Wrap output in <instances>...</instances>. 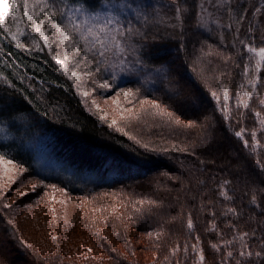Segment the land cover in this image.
<instances>
[{"label":"trees","instance_id":"1","mask_svg":"<svg viewBox=\"0 0 264 264\" xmlns=\"http://www.w3.org/2000/svg\"><path fill=\"white\" fill-rule=\"evenodd\" d=\"M139 1L96 0L95 8L89 10V15L114 17L115 27L124 29L125 36L117 38L126 59L119 56L111 61L107 52L100 56L98 46L88 51L89 45L83 40L79 46L84 51L76 54L80 71L87 77V89L97 96L105 98L127 91L130 98L125 99L126 105L153 103L145 115L130 116L122 127L93 109V100L84 97L75 78L52 59L55 50L63 54L64 48L52 39L47 10L38 13L37 18L43 20L41 29L52 43L51 51L30 26L22 0H8L10 10L4 25L16 40L0 27V116L4 118L0 123L4 129L0 131V156L21 166L28 186L35 185L34 189L46 196L66 192L83 205L101 197H119L113 203L104 202L103 213L97 210L87 217L90 223L99 222L89 225L90 233L110 257L121 252L105 235L106 228L112 230L115 238L127 242L128 245L123 244L132 255L133 231L140 237L148 233L161 236L160 227L168 226L185 232L183 241L201 240L209 255L207 264H235V259H239L238 245L231 248L235 257L231 261L225 255L229 249L215 251L212 245L222 244L238 233L255 232V238H248L249 245L253 251L264 252L259 245L264 237V170L256 163L259 160L264 165V124L254 116L260 112L264 118V105L260 103L264 87L258 85L250 100L244 95L250 90L249 78L259 76L264 83V68L255 69V58L246 59L250 54L239 42L264 46L259 38L264 32V0H233L235 11L231 17L206 0ZM55 3L57 8L76 6L72 0ZM201 4L213 11V21L207 26ZM177 6L185 9L179 20ZM13 15L18 16L17 21H13ZM59 20L57 12L51 22ZM22 24L25 28L18 31ZM250 26L254 41L248 39ZM129 27L133 29L130 34ZM17 41L21 46H17ZM82 56L86 59H80ZM118 62L125 65L118 66ZM245 72L247 75L242 74ZM105 83L110 86L102 87ZM222 84L227 86V102ZM212 91L219 100L211 96ZM240 101H247L249 108L238 106ZM236 132H243V139ZM243 140H248L247 148ZM37 150L48 163L46 170L35 158ZM222 152L229 153L235 162H216L213 155ZM157 176L187 189L180 214L165 224L160 219L168 215L170 205L154 202L155 194L145 197L136 192V185ZM3 191L0 188L1 194ZM223 193L233 199H226ZM4 206L0 196V224L6 236L2 237L1 247L11 254L14 263L21 260L24 264H50L53 259L51 264H81L69 255L53 258L29 249L17 230L16 219ZM117 206L123 212L115 218L123 223L116 225L109 218L115 216L111 210ZM232 208L238 217L229 211ZM189 219L193 231L187 227ZM124 223L127 227H123ZM50 225L55 227L53 221ZM56 239L60 242L63 235ZM101 239L105 243L103 249L98 244ZM177 262L174 259L161 264ZM244 264L262 262L253 259Z\"/></svg>","mask_w":264,"mask_h":264},{"label":"rangeland","instance_id":"2","mask_svg":"<svg viewBox=\"0 0 264 264\" xmlns=\"http://www.w3.org/2000/svg\"><path fill=\"white\" fill-rule=\"evenodd\" d=\"M143 2L144 0L139 1L141 4ZM209 8L210 7L206 8L207 11L203 15L205 26L211 24L213 21L211 14L213 11H210ZM9 10L8 0H0V15H3L4 20L7 19ZM99 16V20L89 21V23L93 24L96 28L103 27L105 20L109 18L107 15L99 14ZM111 27L112 25H109V30ZM19 28L22 30L25 28V25L22 24ZM120 47H122L121 41ZM105 52H107V57L109 56L111 61L112 59L114 61L119 56L126 59V57H123V53L120 52L114 44L110 45ZM54 55H57L58 58L63 60V54L58 53L56 50ZM64 62L68 65V73L71 74L73 71L76 73V76L73 77L75 78V82L82 89L84 97L88 98V100H93V102H91L92 104H90L91 107L97 112L102 113L108 121L117 123L116 125L122 126L132 115L134 116L131 118L136 116L139 117L141 114L145 115L144 111L147 112V109L153 104L146 102L136 107H132L130 104L126 105L127 100L125 101V99L130 98V96H125L123 93L124 91L111 97L103 98L97 96L95 92L93 93L91 90L87 89V77L85 73L80 71L78 64H74L72 55ZM116 64L118 66L125 65L120 62ZM141 118L146 117L141 116ZM34 154L41 169L46 170L49 166L45 158L41 155V152L37 150ZM213 157L218 163H227L230 160L235 162L229 153L226 152L213 155ZM8 161L9 160L4 158L0 159V188L4 190L2 192L3 194L0 193V196L3 204H5L4 207L10 205V207H7V212L16 219L18 225L17 230L21 239L29 245V249L36 250L39 254L42 253L43 255L53 256V258L69 255V257H71L70 259H75L77 263L79 261L81 264H161L162 262H171L174 259L178 262L185 261L188 264H200L198 250H202L205 257L204 264H207L206 260L209 255L205 254L201 240L196 238L194 243L183 241V237L187 234H185V232L182 233L181 229H173L172 226L160 227L161 236L148 233L140 237L138 235L136 236V232L133 231L135 235L133 239V249L135 252L133 255L125 248V245H128L127 242H122L118 238H115L112 234V230L106 228L107 231L104 232L105 235L111 240V244L114 248L121 252L118 256L114 253L112 257H110L104 252L105 250L103 251L99 248L95 243L96 239L93 233H90L91 227H89V225L98 224L99 222L94 223L93 220L92 223H90L87 217L90 212L97 210L103 213L106 208L104 202L111 201V203H113L119 197L114 195L101 197L83 205L84 202L66 192H53L51 195L46 196L47 194L44 195L41 191L39 192L34 189L33 186L35 185L28 186L21 166L12 161L9 163ZM173 184L174 183L170 184L164 178L157 176L144 181L138 186L136 185L138 190L136 192H140L141 196L148 197V195L153 196L155 194L157 200H154V202L160 204V206L163 205V203L170 205L168 207H171V210L168 212V215L160 219V222L164 224L172 221L173 219L171 218L180 214L183 203L188 196L186 194L187 189L185 185ZM156 192L159 193L156 194ZM134 195H136V193H134ZM123 210L125 209L123 208ZM12 212H14V214ZM111 212H114L115 216H111L109 219L112 221L114 220L116 225L120 222L122 224V219L115 218L122 214L123 211L121 207L117 206V209H112ZM100 217L101 215L96 218L100 219ZM50 221H53L55 225L54 228L50 225ZM123 227H127L125 223ZM3 230L0 224L1 235H3ZM191 230L193 231L194 227ZM191 230H189V232H191ZM61 234L63 235V240L57 243L56 240L58 241L59 239L56 238ZM1 235L0 264H5V261L10 263L12 261L13 264H16L11 254L2 250L5 248L1 247L3 242L2 237L6 238V236ZM186 242H189V244L184 246ZM123 243L126 244L124 245ZM98 244L102 249L105 247L104 240L102 239L98 241ZM193 246H195V248ZM177 247L178 250L173 254V250L177 249ZM185 248L187 251H185ZM6 250H8V248ZM110 250L112 249L109 248L108 251ZM52 262L53 259L50 261V264ZM17 264L24 263L20 260ZM55 264L63 263L56 262Z\"/></svg>","mask_w":264,"mask_h":264},{"label":"snow or ice","instance_id":"3","mask_svg":"<svg viewBox=\"0 0 264 264\" xmlns=\"http://www.w3.org/2000/svg\"><path fill=\"white\" fill-rule=\"evenodd\" d=\"M23 2V11L24 14L27 16V19L30 23V26L35 29V32L39 34V39L44 41L45 45L48 47V49L52 50V43L49 42V37L46 35L45 31H42L41 25L43 23L42 19H38V13H45L47 10V18L49 19V28L52 29V39H55L58 46H63L64 52H63V60L58 58L56 55L52 56V59L56 62V64L60 65L61 68L65 70V72L69 71L68 65L64 62L69 59V56L72 55L74 64H78L80 62L79 59H76V54L81 53L84 51L79 46L80 40H83L86 44L89 45L88 51L96 50V46L99 47L98 55L104 56L105 50L110 45H116V47L119 49L120 52H123L124 49L120 47V40L117 39V37H123L125 36V31L122 28L115 27L113 25L114 17H109L104 22L103 27L96 28L93 24H90L89 21H96L99 20L100 16L99 14L89 15V10L94 9L96 6V0H82V3L78 2V0H72V3L75 4V7H69L68 5H65L64 8H57L55 0H22ZM206 3L209 5H212L213 7L217 9H223L227 12L228 16L231 17L233 12L235 11L233 8V0H206ZM203 11H207L204 4H201L199 6ZM31 9V10H30ZM185 9L181 6H177L175 8V11L177 13L176 19H180V13L184 11ZM16 11L19 13L20 11V5H16ZM259 11V8L257 9ZM57 12L60 13V20L58 22L52 23V17L56 16ZM81 19L80 23H77V19ZM13 21L18 20L17 15L12 16ZM67 21V23H64V21ZM241 22V17H237L236 23L239 24ZM82 25L84 26L82 28ZM109 25H112L111 29L109 30ZM0 27L3 28L4 32L8 33L9 35H12L13 40H16V36L13 35L9 28L4 25V17L3 15H0ZM219 27V25H217ZM227 27L230 30L232 29L231 25H227ZM18 31H19V25H18ZM249 31V37L248 39L253 40L255 37L252 35V28L251 26L248 29ZM133 29L130 27L127 28V33H132ZM58 34V35H57ZM239 39V37H237ZM262 41H264V32H261L260 37ZM240 44L244 46V51L250 55L246 57V59H255V69L257 71L264 68V46L257 47L254 43H245V41L240 40ZM17 46H21L19 41H17ZM69 48L71 49V52H69ZM134 50V49H133ZM80 59H86V56L80 57ZM245 69H248V65H245ZM243 75H247V72L242 73ZM72 76H76V73L73 71L71 73ZM115 76V73H113V77ZM264 87V83L261 82L259 76H255L254 78H249L247 80V86L250 89L249 91H245L244 95L248 97L250 100L253 91L257 89V86ZM110 85L108 83H105L102 85V87L107 88ZM225 90L223 92V99L227 102L230 97L228 95L227 86L221 85ZM240 87L243 89L245 85H240ZM259 95V93H256ZM124 95L128 96L129 93L127 91H124ZM211 96L217 100H219V97H217V93L215 91L211 92ZM260 103L264 105V98L260 99ZM238 106H242L243 108L247 109L249 108V103L247 101H240ZM157 108H159V105H156ZM169 117H171V113H165ZM254 116L260 120L262 124H264V118H261L260 112H255ZM4 118L0 116V123H3ZM115 123V122H114ZM179 123V121H177ZM0 131H4L2 127H0ZM253 137L255 136V133L252 134ZM236 136L243 139V132H236ZM245 148L249 146L248 140H243ZM257 147H259V144H257ZM176 150V149H174ZM0 159H3V156H0ZM11 163V161H8ZM256 163L260 165L261 170H264V165L260 164V161L257 160ZM230 183V182H225ZM35 187V186H33ZM223 195L226 197V199L231 200L233 199L232 196L227 195V193H223ZM253 202L255 203V196H253ZM141 204L145 203L144 201H140ZM154 203V202H149ZM6 207H10V205H6ZM259 207V205H257ZM231 213L239 216V213L236 212V209L232 208L229 209ZM187 227L189 229L193 228V224L191 219L188 220ZM229 227H233V225H229ZM215 225L212 226V231H215ZM256 233L255 232H243L238 233L234 235L231 239L225 240L222 244H213L212 248L215 251H219L221 248H227L229 250L226 251L225 255L228 258L229 261L235 259L234 252L231 250L233 245H238L237 255L239 259H235V264H244L245 261L250 260H257L261 261L262 264H264V252L262 251H253L249 245L248 238L249 236L255 238ZM159 238V237H157ZM198 239V238H197ZM259 245L262 249H264V237H262L259 241ZM195 248V246H193ZM178 250L174 249L173 254ZM90 251V250H89ZM185 251L187 249L185 248ZM199 254V260L200 264H204L205 257L203 255L202 250H198ZM179 264V262H177Z\"/></svg>","mask_w":264,"mask_h":264}]
</instances>
